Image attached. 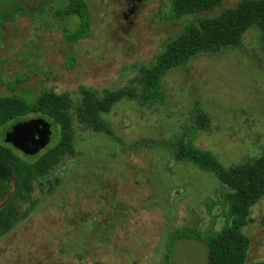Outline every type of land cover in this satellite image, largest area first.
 <instances>
[{
  "label": "rangeland",
  "instance_id": "374dc122",
  "mask_svg": "<svg viewBox=\"0 0 264 264\" xmlns=\"http://www.w3.org/2000/svg\"><path fill=\"white\" fill-rule=\"evenodd\" d=\"M243 1L224 0L212 12L175 20L168 0H145L136 24L128 26L124 0H87L92 32L74 43L65 31L77 32L81 22L55 16L64 3L0 0V93L34 99L46 88L77 99L81 87L103 92L129 86L131 72L150 67L187 25ZM161 85L164 95L155 106L127 99L114 106L106 117L112 135L89 137L76 124L78 136L87 139L76 141L85 164L72 166L59 188L20 203V222L0 240V264H208V247L197 238L224 228L223 189L192 164L173 169L172 144L182 134L196 137L195 118L205 110L211 128L199 132L197 147L226 168L264 154L260 32L249 30L239 48L195 57ZM50 124L49 146L34 157L17 152L23 162L34 163L57 143V128ZM5 186L0 179V196ZM7 188L0 209L14 194L15 181ZM93 219L99 226L91 235L83 224ZM251 220L244 231L251 240L248 264L264 261V199Z\"/></svg>",
  "mask_w": 264,
  "mask_h": 264
},
{
  "label": "trees",
  "instance_id": "16d2710c",
  "mask_svg": "<svg viewBox=\"0 0 264 264\" xmlns=\"http://www.w3.org/2000/svg\"><path fill=\"white\" fill-rule=\"evenodd\" d=\"M52 1L64 3L63 9L55 13L57 18L65 20L74 16L80 19L81 25L77 32L65 31L67 40L77 43L91 35L92 16L87 0ZM168 2L175 20H181L212 12L224 0ZM253 28L261 34V49L264 52V0H245L235 9L224 11L215 18H202L187 25L165 46L150 67L131 72L135 77L129 86L103 92L81 87L77 99L69 93L57 94L46 88L41 89L34 99L0 93V176L12 179L16 184L14 194L0 209V240L17 227L20 222L19 205L26 201V197L30 199L37 194L43 196L42 190L59 188L72 166L76 168L77 165L85 164L81 163L83 155L79 153L76 141L84 142L87 139L78 136L76 124L89 132V137L112 135V126L106 117L112 113L116 104L124 99L137 101L141 107L159 104L158 97L164 95L162 79L168 73L176 68L186 67L199 55L219 54L224 49L239 48L244 36ZM32 117H40L52 123L57 128L58 141L30 164L21 160L18 150L4 143L2 135L13 123ZM195 123V138L187 140L186 133L173 140L174 147L169 162L175 161L173 169L181 162L192 164L203 172L212 174L219 181L223 189L222 215L226 220L220 232L212 230L213 233L197 239L208 247V264H248L251 240L244 231L252 221L253 208L264 199V154L252 161L226 168L212 152L195 144L199 132H207L211 128L208 113L202 110L197 114ZM67 161H71L67 170L58 173L59 176L56 177L55 173ZM173 169L170 171L167 166L170 174ZM110 225H116V220ZM83 226H88L87 231L92 235L99 226V221L93 219ZM254 264H264V261Z\"/></svg>",
  "mask_w": 264,
  "mask_h": 264
},
{
  "label": "water",
  "instance_id": "95a60500",
  "mask_svg": "<svg viewBox=\"0 0 264 264\" xmlns=\"http://www.w3.org/2000/svg\"><path fill=\"white\" fill-rule=\"evenodd\" d=\"M51 138V124L43 118L15 122L2 135L5 144L28 157H34L45 150Z\"/></svg>",
  "mask_w": 264,
  "mask_h": 264
},
{
  "label": "flooded vegetation",
  "instance_id": "af4514ba",
  "mask_svg": "<svg viewBox=\"0 0 264 264\" xmlns=\"http://www.w3.org/2000/svg\"><path fill=\"white\" fill-rule=\"evenodd\" d=\"M145 0H124L125 9L123 11L124 20L127 25H135V19L141 12Z\"/></svg>",
  "mask_w": 264,
  "mask_h": 264
},
{
  "label": "crops",
  "instance_id": "0c3cea01",
  "mask_svg": "<svg viewBox=\"0 0 264 264\" xmlns=\"http://www.w3.org/2000/svg\"><path fill=\"white\" fill-rule=\"evenodd\" d=\"M0 179L3 181V182H5L6 183V186H5V189H4V192H2V195L0 196V202L3 200V198H4V193L6 192V193H8L9 191L7 190L8 188H7V186H8V182H9V180L10 179H8V178H6V177H3V176H0ZM7 188V189H6ZM5 193V194H6ZM3 196V197H2ZM5 199V198H4ZM6 205V204H5ZM4 205V206H5Z\"/></svg>",
  "mask_w": 264,
  "mask_h": 264
}]
</instances>
